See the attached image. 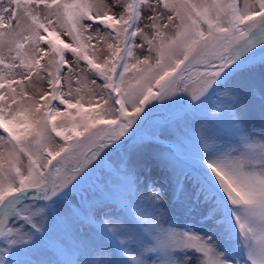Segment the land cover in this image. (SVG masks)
Here are the masks:
<instances>
[{"label":"snow or ice","instance_id":"snow-or-ice-1","mask_svg":"<svg viewBox=\"0 0 264 264\" xmlns=\"http://www.w3.org/2000/svg\"><path fill=\"white\" fill-rule=\"evenodd\" d=\"M257 43L264 66V0H0V244L11 250L0 264H147L145 253L155 254L152 264H264V122L257 130L247 118L258 100L264 121V77L259 91L233 83L253 71ZM98 45L107 53L102 63ZM145 45L141 58L136 49ZM221 89L217 103L234 146L216 144L204 125L188 153L139 135L150 100L174 96L172 103L197 111ZM180 119L163 127L176 123L179 131ZM129 141L116 203L134 208L135 219L98 220L111 216L99 199L85 220L100 242L84 245L83 260L14 259L44 248L55 206ZM155 171L189 222L170 226L165 192L152 187ZM241 252L244 261L235 258Z\"/></svg>","mask_w":264,"mask_h":264},{"label":"rangeland","instance_id":"rangeland-1","mask_svg":"<svg viewBox=\"0 0 264 264\" xmlns=\"http://www.w3.org/2000/svg\"><path fill=\"white\" fill-rule=\"evenodd\" d=\"M105 2L111 4L112 0H105ZM144 23H146V21L142 22V27ZM168 31L171 32V29ZM64 39L66 42H69L68 37H64ZM137 43H140L139 39L137 40ZM97 48L98 51L96 52V58L102 63L104 56L107 54L106 49L103 45H98ZM147 54L146 45L143 50L136 49V55L141 58ZM261 55L262 53L258 50L255 58L250 59L248 62V67L252 68L253 71H242L241 73H237L233 77V83L244 87L253 86L259 91L262 77H264V66L260 65ZM67 58L70 61L74 60L71 53L67 54ZM241 59H243V56H241ZM83 63L84 62L81 61V65H83ZM86 74L87 73L83 71H77L74 75L83 77ZM32 81L34 83L38 82V78L35 74L32 77ZM98 83L101 82L98 81ZM39 87L43 90H47L46 83H40ZM73 87H76V85L73 84ZM93 87L94 86L90 83L88 84V89H92ZM28 91L30 93H35L34 88H29ZM65 91H67V88H65ZM95 91L99 93L100 89L97 88ZM224 91V89H221L220 93H218L217 96L212 97L204 109L197 111H190L179 103H172V101L176 100V97L174 96L168 97L166 101L150 100L148 104L145 105V109L152 108V112L149 114L143 127L138 130L139 135L145 138H151L155 134L161 140L159 149H163L165 146L170 147V145H174L182 153H188L199 145V130L201 125H204L213 130V140L216 144L234 146L230 139L231 121L227 113L224 112V109L217 103V101L221 99V94ZM81 95H84L85 99L88 98L87 91L82 92ZM176 96H184L187 100H190V97L186 93H177ZM87 107L88 105L85 104V108ZM179 110H183V113L181 114L182 119L178 122L179 131H177L176 123H171V127H163L166 122L174 120V118L167 117ZM143 115L144 113H141V116ZM247 118L250 123L257 126V130H259V126L264 121H262L258 100L256 101L255 107L248 112ZM129 131H131V129ZM2 132L3 130L0 129V133ZM184 133H186V136ZM3 134L7 135L6 133ZM178 137L180 140H183V143H180ZM132 143V141H129L123 149L114 151L110 153L109 156L105 157V163L102 169L97 170L90 175L86 183L73 189L64 197L62 202L55 206V210L52 213L54 219L46 223L48 232L45 236L44 248L41 251L20 253L13 258L20 260H83L85 252L84 245L91 248L100 242L99 237L94 235L92 227H90L89 223L85 220L86 215L89 214L90 207L99 199H105L107 203L111 205V207L105 209V211L111 213V216H98V220L102 221L105 219L118 218L119 221L123 222L125 219H135L134 208L129 207L125 209L122 204L118 205L116 203L123 198L124 193L123 183L117 179L119 175L117 167L120 163L121 153L127 152L129 145ZM26 163L27 161L25 159V164ZM53 163H55V161ZM76 163L77 159L70 160L67 167L71 169ZM90 166L91 165H89V167ZM77 179H79V177H77ZM140 180L143 185L140 189V193L142 196L146 197L150 194V192L145 190L147 179L145 176H141ZM151 180L154 182L152 187L162 188L165 192L167 198L163 201L164 207L161 210L167 211V218L170 222V226L179 227L184 223L189 222L190 217L184 214L180 207L171 202L169 184L164 179L163 175L158 171H155L151 176ZM102 181L103 183H101ZM73 183L75 182L73 181ZM69 187H71V185H69ZM64 191H66V189H64ZM81 221L85 222L81 223ZM120 238L127 240L126 236ZM12 247L16 248L23 246L13 245ZM58 250H62L63 254H60ZM10 257L11 250H6L4 246L0 244V260L6 262ZM149 257H151V259H148ZM94 258V255L90 257V259ZM124 258L130 259V257ZM155 258V254L145 253L144 259L147 260V264H152V261L155 260ZM235 258L241 261L246 260V252H241L239 255H236ZM193 264H196L195 259L193 260Z\"/></svg>","mask_w":264,"mask_h":264},{"label":"water","instance_id":"water-1","mask_svg":"<svg viewBox=\"0 0 264 264\" xmlns=\"http://www.w3.org/2000/svg\"><path fill=\"white\" fill-rule=\"evenodd\" d=\"M178 113L181 115V113H183V111H181V112H178ZM176 114H177V113H175V114H172V115H169L168 117H169V118H174Z\"/></svg>","mask_w":264,"mask_h":264}]
</instances>
